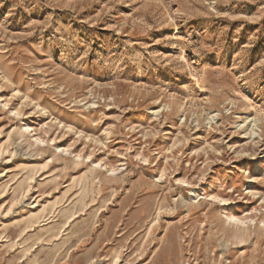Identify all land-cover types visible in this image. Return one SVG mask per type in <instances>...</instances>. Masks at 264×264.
I'll list each match as a JSON object with an SVG mask.
<instances>
[{"label": "rangeland", "instance_id": "1", "mask_svg": "<svg viewBox=\"0 0 264 264\" xmlns=\"http://www.w3.org/2000/svg\"><path fill=\"white\" fill-rule=\"evenodd\" d=\"M0 264H264V0H0Z\"/></svg>", "mask_w": 264, "mask_h": 264}]
</instances>
